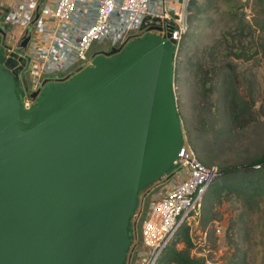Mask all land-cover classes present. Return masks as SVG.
<instances>
[{
	"label": "water",
	"instance_id": "95a60500",
	"mask_svg": "<svg viewBox=\"0 0 264 264\" xmlns=\"http://www.w3.org/2000/svg\"><path fill=\"white\" fill-rule=\"evenodd\" d=\"M169 37L93 53L29 109L21 57L0 55V264H124L139 193L183 140Z\"/></svg>",
	"mask_w": 264,
	"mask_h": 264
},
{
	"label": "rangeland",
	"instance_id": "374dc122",
	"mask_svg": "<svg viewBox=\"0 0 264 264\" xmlns=\"http://www.w3.org/2000/svg\"><path fill=\"white\" fill-rule=\"evenodd\" d=\"M195 1L202 11L188 21L173 87L181 131L204 164L246 165L264 157V0ZM3 18L0 31H10ZM6 48L3 39L0 54ZM212 188L191 228L192 255L264 264V193L213 196Z\"/></svg>",
	"mask_w": 264,
	"mask_h": 264
},
{
	"label": "built area",
	"instance_id": "2783aa9c",
	"mask_svg": "<svg viewBox=\"0 0 264 264\" xmlns=\"http://www.w3.org/2000/svg\"><path fill=\"white\" fill-rule=\"evenodd\" d=\"M190 1L0 0L3 24L10 28L0 31V42L4 39L7 47L0 55L21 57L17 76L22 107H31V94L41 90L44 80L68 79L91 64L93 53L123 47L146 33L163 38L170 33L174 40V87ZM185 141L183 136L172 169L139 193L124 264H157L178 230L187 226L191 232L198 223L203 194L217 177L218 167L204 164Z\"/></svg>",
	"mask_w": 264,
	"mask_h": 264
},
{
	"label": "trees",
	"instance_id": "16d2710c",
	"mask_svg": "<svg viewBox=\"0 0 264 264\" xmlns=\"http://www.w3.org/2000/svg\"><path fill=\"white\" fill-rule=\"evenodd\" d=\"M205 5L210 7L211 2L207 1ZM189 8V10L193 11L189 17L190 21L202 11V7L198 6L195 0L190 1ZM263 163L264 157L246 165L219 167L218 175L210 185H213L212 194L210 195L220 196L223 191L224 193L226 192L225 194L241 193L244 195L264 193V165L263 168L254 166L255 164H260L261 166ZM208 197L209 195L206 198ZM192 240L190 229L187 226H182L161 254L157 264H206L203 257L192 255V248L195 247ZM178 244H182V247L178 248Z\"/></svg>",
	"mask_w": 264,
	"mask_h": 264
}]
</instances>
